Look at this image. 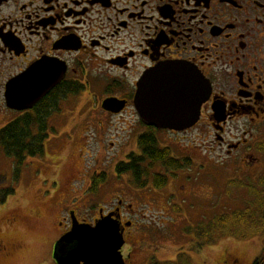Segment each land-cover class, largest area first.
I'll use <instances>...</instances> for the list:
<instances>
[{"label":"flooded vegetation","instance_id":"flooded-vegetation-1","mask_svg":"<svg viewBox=\"0 0 264 264\" xmlns=\"http://www.w3.org/2000/svg\"><path fill=\"white\" fill-rule=\"evenodd\" d=\"M30 69L38 90L50 80L55 84L33 107L12 109L9 83ZM144 76L150 83L163 77L171 86L186 78L183 94L189 98L201 85L208 95L198 121L180 133L144 123L134 103ZM107 99L116 101L112 109L103 107ZM215 107L224 119L218 121ZM27 114H44L47 130L54 117L86 129L139 130L136 143L152 131L182 134L204 127L208 146L224 150L220 165L244 163L252 171L260 161L255 145L264 136V0H0V121ZM232 122L241 125L235 141L226 132ZM113 170L118 175L117 165ZM128 190L131 200L135 193ZM115 199L91 219L80 217L77 205H62L59 237L70 229L72 213L93 225L114 212L126 244L134 238L135 209ZM8 249L0 245V255H10Z\"/></svg>","mask_w":264,"mask_h":264},{"label":"rangeland","instance_id":"rangeland-1","mask_svg":"<svg viewBox=\"0 0 264 264\" xmlns=\"http://www.w3.org/2000/svg\"><path fill=\"white\" fill-rule=\"evenodd\" d=\"M7 123L0 121V129ZM51 123L43 154L27 156L17 177L14 160L0 148V201L4 199L0 202V245L7 246L10 253L0 255V264H55L51 250L62 232L57 224L61 206L77 205L79 216L91 219L101 204L118 196L135 209L130 230L134 238H127L122 249L124 256L130 255L127 264H231L234 259L236 264H251L264 249V223L259 216L256 220L263 224L257 230L253 226L231 228L230 233L213 229L212 239L194 238L185 232V228L213 222L217 215L229 214L242 207L241 203L255 200L247 196V188L231 181L256 183L264 176V155L252 171L246 170L244 163L220 165L224 150L208 146L211 138L204 127L182 134L160 132L156 136L160 147L169 148L173 157L189 160L191 165L178 170L176 177L168 175L167 184L155 189L152 177L165 170L158 164L150 168L145 162L141 167L148 165L147 177H143L147 185L137 188L132 176L122 174L126 170L114 175L113 168L127 162L129 154L140 156L136 135L141 131L86 129L80 122L74 125L56 117ZM240 126L229 124L226 132L230 140L235 141L233 134ZM95 175H104L105 181L93 193L90 187ZM6 189H13V193L5 195ZM128 189L135 193L131 200Z\"/></svg>","mask_w":264,"mask_h":264},{"label":"water","instance_id":"water-1","mask_svg":"<svg viewBox=\"0 0 264 264\" xmlns=\"http://www.w3.org/2000/svg\"><path fill=\"white\" fill-rule=\"evenodd\" d=\"M33 70L24 77H16L9 83L7 104L16 110H25L33 105L52 87V80L46 82L42 89L33 86ZM170 81L162 77L152 81L146 76L138 83L134 98L137 112L146 124L173 131H183L193 126L199 118V107L207 99L205 89L200 85L193 98L186 97L183 90L186 78ZM169 83V84H168ZM168 84V85H166ZM23 87V93L19 88ZM208 93V90H207ZM114 100L107 99L103 107L112 109ZM187 102L190 107H187ZM216 117L224 119L219 107L214 108ZM119 215L111 212L98 219L94 225L79 223L71 215V228L57 241L53 253L56 264H125L121 249L124 245Z\"/></svg>","mask_w":264,"mask_h":264},{"label":"trees","instance_id":"trees-1","mask_svg":"<svg viewBox=\"0 0 264 264\" xmlns=\"http://www.w3.org/2000/svg\"><path fill=\"white\" fill-rule=\"evenodd\" d=\"M157 131H152L150 136L141 135L138 137V148L141 151V156L129 154L127 162L118 164L117 170L131 171L133 175V183L137 188H143L147 185L146 179L148 173V165L142 168L141 165L145 162L150 163L149 167L153 168L156 164L165 170L164 174H155L152 178L153 187L155 189L163 188L168 182V175L175 177L173 174L178 170L188 169L191 165L189 160L178 159L171 155L169 148L160 147L157 136ZM48 137L47 129L45 126L44 114H38L36 117L30 114L24 115L6 124L0 129V148L7 157L14 160V173L15 177L18 176L21 166L27 156L35 157L42 155L44 152V142ZM256 150L260 155H264V139L256 143ZM104 175H95L92 178L90 192L96 193L100 184L105 181ZM231 183L238 184L241 188H247V196L255 198L253 201H245L241 203L242 207H237L229 214H220L207 224L200 223L194 228H185V232L194 234V238H204L210 236L213 229L220 230H236L238 228H245L253 226L254 229L262 227L264 223V176L258 177L256 183L252 181L244 184L241 181ZM5 195L13 193V189H6L3 192ZM1 199L0 202H3ZM245 203V204H244ZM249 204V206L247 205ZM247 205V206H245ZM263 221H257L256 218ZM227 233H230L229 231ZM236 234L245 238L246 235L237 232ZM211 237V236H210ZM212 239V237H211ZM210 239V241H212ZM152 264H175L172 261L158 262L153 261ZM252 264H264V249L254 259Z\"/></svg>","mask_w":264,"mask_h":264}]
</instances>
